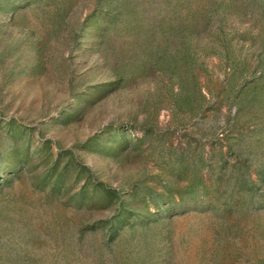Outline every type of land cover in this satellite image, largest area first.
Masks as SVG:
<instances>
[{"label":"rangeland","instance_id":"374dc122","mask_svg":"<svg viewBox=\"0 0 264 264\" xmlns=\"http://www.w3.org/2000/svg\"><path fill=\"white\" fill-rule=\"evenodd\" d=\"M0 264H264V0H0Z\"/></svg>","mask_w":264,"mask_h":264},{"label":"trees","instance_id":"16d2710c","mask_svg":"<svg viewBox=\"0 0 264 264\" xmlns=\"http://www.w3.org/2000/svg\"><path fill=\"white\" fill-rule=\"evenodd\" d=\"M203 152H204V149L201 148L199 155L203 156ZM181 161H184V160L181 158L179 162L181 163ZM242 176H243L242 177V188H241L242 191H245L248 193H253V189H252V186L250 185V181H249L250 174L248 173V171L245 170L243 172ZM189 187L194 188L195 191H199V190L206 191L207 190L208 187L204 183V177L201 174L199 169L194 170L193 175H192V181H191ZM201 202H202L201 197L195 196L190 201H188L186 203H180L179 204L180 207L175 211L176 212L175 214L180 215V214L188 213L190 211H196V210L205 211V210L213 209L212 205H208V207H207L208 209L201 207V206H203V205H200V204H202ZM119 220H121V218H119Z\"/></svg>","mask_w":264,"mask_h":264}]
</instances>
